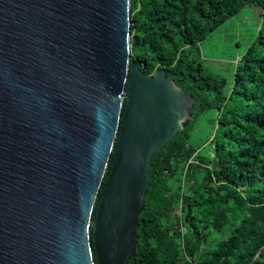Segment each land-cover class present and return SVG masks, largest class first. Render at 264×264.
Segmentation results:
<instances>
[{"label":"water","instance_id":"obj_1","mask_svg":"<svg viewBox=\"0 0 264 264\" xmlns=\"http://www.w3.org/2000/svg\"><path fill=\"white\" fill-rule=\"evenodd\" d=\"M130 54V0H0V264L135 255L151 158L194 96Z\"/></svg>","mask_w":264,"mask_h":264},{"label":"trees","instance_id":"obj_2","mask_svg":"<svg viewBox=\"0 0 264 264\" xmlns=\"http://www.w3.org/2000/svg\"><path fill=\"white\" fill-rule=\"evenodd\" d=\"M250 2L261 20L231 79L205 72L198 43ZM130 53L146 73L163 67L194 103L151 158L126 264H264V0H130ZM208 109L215 117L200 150L192 132Z\"/></svg>","mask_w":264,"mask_h":264},{"label":"rangeland","instance_id":"obj_3","mask_svg":"<svg viewBox=\"0 0 264 264\" xmlns=\"http://www.w3.org/2000/svg\"><path fill=\"white\" fill-rule=\"evenodd\" d=\"M261 13L258 3H245L200 40L198 58L205 72L231 79L237 60L257 33ZM214 117L213 109L206 110L192 132V144L200 150L208 146V131Z\"/></svg>","mask_w":264,"mask_h":264}]
</instances>
